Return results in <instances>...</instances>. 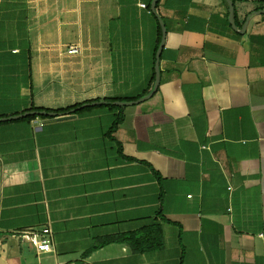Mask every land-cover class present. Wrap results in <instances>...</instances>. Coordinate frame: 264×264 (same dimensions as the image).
Listing matches in <instances>:
<instances>
[{"label": "crops", "instance_id": "0c3cea01", "mask_svg": "<svg viewBox=\"0 0 264 264\" xmlns=\"http://www.w3.org/2000/svg\"><path fill=\"white\" fill-rule=\"evenodd\" d=\"M150 2L0 0V118L78 104L0 119V264H264V0Z\"/></svg>", "mask_w": 264, "mask_h": 264}, {"label": "trees", "instance_id": "16d2710c", "mask_svg": "<svg viewBox=\"0 0 264 264\" xmlns=\"http://www.w3.org/2000/svg\"><path fill=\"white\" fill-rule=\"evenodd\" d=\"M232 2H234V0H232ZM233 19H234V11H233ZM153 78H154V71L152 72L151 80H153ZM137 97L138 96L133 98H137ZM118 98L119 97H104L102 98V100L108 102V104L114 107H121L119 105L112 103L113 100H116ZM77 105L78 104H73L63 108L55 109V112L58 114H64L68 112L70 109L75 108ZM30 110L51 111V109L49 108L35 107V106H31ZM35 116L36 114L34 113H28L25 115L26 118H34ZM120 119L121 117L117 116L113 120L111 126L109 127V130L114 128L117 125V123L120 121ZM108 239H116L125 242L135 252L154 250L160 248L163 245L161 226L158 222H154L148 226L141 227L135 231L114 235Z\"/></svg>", "mask_w": 264, "mask_h": 264}, {"label": "water", "instance_id": "95a60500", "mask_svg": "<svg viewBox=\"0 0 264 264\" xmlns=\"http://www.w3.org/2000/svg\"><path fill=\"white\" fill-rule=\"evenodd\" d=\"M225 1L227 3V8H228V11H227V19H228L230 25L233 28H236L235 23L233 21V2H232V0H225ZM155 2H156V0H151V2H150V9L154 13H155ZM255 12H257V13H264V8H260V9L256 10ZM156 17H157V20H158L159 25H160L161 37H160L159 44H158L157 49H156L155 54H154V65H153V68H154V78H153L152 87L145 94H143V95H141V96H139V97H137L135 99H130V100H114L113 102L115 104H117V105H128V104H132V103H136V102L143 101V100L147 99L148 97H150L153 94V92L156 90V87H157V84H158V80H159L158 57H159L160 49H161V46H162V43H163V40H164V25H163V22L161 21V19H160V17L158 15H156ZM243 27H244V24L242 25V28ZM97 102H99V101H97ZM28 113L43 114V115H50V116H52V115L53 116L54 115L55 116H68L70 114V113L58 114L55 111L31 110V111H24V112H22V113H20L18 115H13V116H10V117H2L0 119L15 118V117H18V116L26 115Z\"/></svg>", "mask_w": 264, "mask_h": 264}, {"label": "built area", "instance_id": "2783aa9c", "mask_svg": "<svg viewBox=\"0 0 264 264\" xmlns=\"http://www.w3.org/2000/svg\"><path fill=\"white\" fill-rule=\"evenodd\" d=\"M140 5L144 6V3H140ZM66 52L69 54L76 53L78 52V47L76 45H69L66 48ZM201 147H205V145H201ZM24 233L31 238L36 253L52 250V231L48 225L42 226L39 229L24 230Z\"/></svg>", "mask_w": 264, "mask_h": 264}]
</instances>
